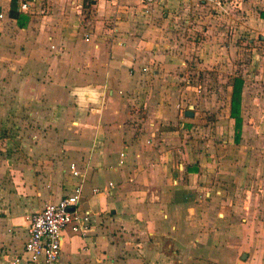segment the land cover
I'll use <instances>...</instances> for the list:
<instances>
[{
  "label": "crops",
  "instance_id": "obj_1",
  "mask_svg": "<svg viewBox=\"0 0 264 264\" xmlns=\"http://www.w3.org/2000/svg\"><path fill=\"white\" fill-rule=\"evenodd\" d=\"M228 1L240 14L256 6ZM222 2L14 0L11 18L0 0V264H26L29 217L77 184L89 230L61 231L56 264H264V57L240 70ZM258 9L261 37L264 0ZM191 10L204 15L203 64L224 75L221 103L180 76L176 32Z\"/></svg>",
  "mask_w": 264,
  "mask_h": 264
},
{
  "label": "rangeland",
  "instance_id": "obj_2",
  "mask_svg": "<svg viewBox=\"0 0 264 264\" xmlns=\"http://www.w3.org/2000/svg\"><path fill=\"white\" fill-rule=\"evenodd\" d=\"M225 4V8L223 11V16H224V25H221L220 27V32L223 34V38L226 37V39L229 40L230 37L234 36L235 38L233 39L234 42L229 43L231 47L235 46L236 50L239 52V64L242 66L240 70H248L250 69L253 65L257 64L255 59H252V56L254 54L258 56L264 57V48L262 47L264 45V42L260 40V37L258 35V31H260L259 27L255 26L254 20L257 18L258 13L260 12L258 9V5L260 8V4L263 0H256L255 2V7L254 9L252 8L251 12H248L245 14L244 12L242 14L239 13V10L235 7V3L231 2L229 3L228 0H222ZM208 11V10H207ZM206 11V12H207ZM203 12L202 10L199 12H191L188 11L184 15H181V18L183 20L189 22L186 25V29L183 26H179L180 29H178L180 33L181 38H185L184 41L179 42L177 45L178 50H182L184 54H180V56L183 57V62L185 63V67L182 71L183 74H181V78L184 81H189L190 84H198L200 88L199 96L203 98H210L211 100H214L215 103L222 102L221 100L223 99V94L222 91H218L215 87L216 85L213 84H218L219 80L221 81L224 78V75H210L213 73L212 71H207V69H211L212 67L217 65L213 64L214 61H211V59H205L206 63L205 65L203 64L204 57H202V53L207 49L205 44L200 40V35L201 33H197L196 30H198V27L201 25L200 18H202ZM222 16V17H223ZM222 19V20H223ZM194 25V26H192ZM185 26V25H184ZM225 27V28H223ZM174 27H171L170 29H173ZM164 29H166V32L169 33L168 27L165 26ZM200 29V28H199ZM187 30V31H185ZM164 32V31H163ZM165 32V33H166ZM162 34V33H161ZM198 38V40H197ZM225 39V38H224ZM250 41V42H248ZM260 42H263L261 45ZM259 43V45H257ZM215 46H211V49H214ZM251 49H254L251 53ZM204 50V51H203ZM212 52V51H211ZM222 58V56H221ZM221 62V60L219 61ZM264 62V61H263ZM259 66H264V63H258ZM250 67V68H249ZM253 68V67H252ZM255 67L252 71H246L242 76L244 77L245 80H248V78H251V75L255 77L254 72L256 71ZM260 69V68H259ZM207 71V72H206ZM210 73V74H209ZM223 73V72H222ZM260 75V74H258ZM243 79V80H244ZM207 107H204L203 105H200V112H207L205 109ZM216 106L209 108L210 110H214ZM205 110V111H203ZM29 125L26 124H21L20 128L22 130H27ZM7 130H9V127H6ZM10 142L11 140L8 139ZM2 144H7V139H2L0 140V146L4 149L6 146Z\"/></svg>",
  "mask_w": 264,
  "mask_h": 264
},
{
  "label": "built area",
  "instance_id": "obj_3",
  "mask_svg": "<svg viewBox=\"0 0 264 264\" xmlns=\"http://www.w3.org/2000/svg\"><path fill=\"white\" fill-rule=\"evenodd\" d=\"M83 3H92L97 0H81ZM118 1V0H111ZM160 0H140L144 8H148ZM28 4L21 2L19 11H26ZM69 170L73 177L80 174L70 165ZM111 184L108 185V188ZM81 186L77 184L69 196L60 198L55 203H46L42 209L29 217L26 230V240L23 245V254L26 264H56L61 243V231L69 227L72 233L84 235L88 232L89 217L77 210ZM96 191H92L95 193ZM18 259L13 264L18 263Z\"/></svg>",
  "mask_w": 264,
  "mask_h": 264
},
{
  "label": "trees",
  "instance_id": "obj_4",
  "mask_svg": "<svg viewBox=\"0 0 264 264\" xmlns=\"http://www.w3.org/2000/svg\"><path fill=\"white\" fill-rule=\"evenodd\" d=\"M9 17H15V7L14 0H11V8L9 10ZM261 19H264V13L260 15ZM242 82L239 79H233L232 89L230 95V110L229 117L233 120V130L235 133V138L238 136V132L240 129V119L238 116L239 110V99H240V90H241Z\"/></svg>",
  "mask_w": 264,
  "mask_h": 264
},
{
  "label": "water",
  "instance_id": "obj_5",
  "mask_svg": "<svg viewBox=\"0 0 264 264\" xmlns=\"http://www.w3.org/2000/svg\"><path fill=\"white\" fill-rule=\"evenodd\" d=\"M260 40H261V41H264V35L260 37ZM184 115H185V116H186V115L191 116V113H190V112H185Z\"/></svg>",
  "mask_w": 264,
  "mask_h": 264
}]
</instances>
